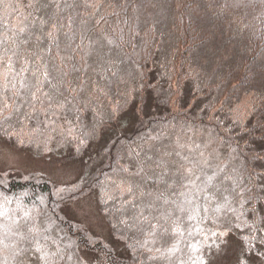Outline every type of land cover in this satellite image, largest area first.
Segmentation results:
<instances>
[{
    "label": "trees",
    "instance_id": "16d2710c",
    "mask_svg": "<svg viewBox=\"0 0 264 264\" xmlns=\"http://www.w3.org/2000/svg\"><path fill=\"white\" fill-rule=\"evenodd\" d=\"M0 143L75 176L0 170V264H264V0H0Z\"/></svg>",
    "mask_w": 264,
    "mask_h": 264
},
{
    "label": "rangeland",
    "instance_id": "374dc122",
    "mask_svg": "<svg viewBox=\"0 0 264 264\" xmlns=\"http://www.w3.org/2000/svg\"><path fill=\"white\" fill-rule=\"evenodd\" d=\"M57 149L49 148V156L37 157L25 149H16L0 143V170H19L24 173H38L47 176L58 184H71L75 180L73 172L59 161ZM57 153V152H56ZM36 156V157H35ZM71 211L77 219L103 237L109 236L108 225L99 212L97 196L74 203Z\"/></svg>",
    "mask_w": 264,
    "mask_h": 264
}]
</instances>
